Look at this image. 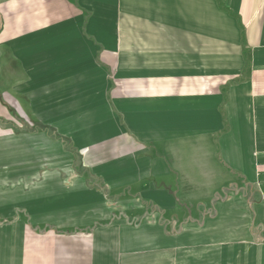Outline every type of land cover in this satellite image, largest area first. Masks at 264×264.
Listing matches in <instances>:
<instances>
[{
  "label": "crops",
  "instance_id": "crops-1",
  "mask_svg": "<svg viewBox=\"0 0 264 264\" xmlns=\"http://www.w3.org/2000/svg\"><path fill=\"white\" fill-rule=\"evenodd\" d=\"M0 264H264V0H0Z\"/></svg>",
  "mask_w": 264,
  "mask_h": 264
}]
</instances>
